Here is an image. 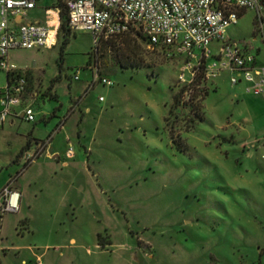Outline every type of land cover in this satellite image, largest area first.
<instances>
[{"label": "rangeland", "instance_id": "1", "mask_svg": "<svg viewBox=\"0 0 264 264\" xmlns=\"http://www.w3.org/2000/svg\"><path fill=\"white\" fill-rule=\"evenodd\" d=\"M261 3L224 41L264 63ZM69 30L8 53L27 69L35 120L0 127V264H264V94L227 72L188 88L184 59L140 31L96 42ZM13 187L20 210H3Z\"/></svg>", "mask_w": 264, "mask_h": 264}, {"label": "built area", "instance_id": "2", "mask_svg": "<svg viewBox=\"0 0 264 264\" xmlns=\"http://www.w3.org/2000/svg\"><path fill=\"white\" fill-rule=\"evenodd\" d=\"M43 1L0 0V69L6 73V83L0 87V127L11 116H20L29 122L35 120V97L28 94L27 69L9 62L8 53L19 48L50 49L56 44L60 10L51 0ZM64 1L72 31H87L96 42L140 31L148 49L166 50L182 57L179 79L188 88L200 71L207 79L227 72L232 85L244 84L247 92L264 94V63L249 51L248 44L224 41L227 28L237 22L240 12L248 8L259 11L260 0ZM37 7H43V17L27 18ZM257 29L263 37V21ZM213 42L222 43L218 44V51L211 50ZM100 80L105 85L113 84L107 77ZM22 104L18 111L17 107ZM72 151L71 147L67 155ZM14 195L9 192L3 210H10L9 206L17 209Z\"/></svg>", "mask_w": 264, "mask_h": 264}, {"label": "trees", "instance_id": "3", "mask_svg": "<svg viewBox=\"0 0 264 264\" xmlns=\"http://www.w3.org/2000/svg\"><path fill=\"white\" fill-rule=\"evenodd\" d=\"M261 2H264V0H260ZM51 3L54 5V6H56V7H58L59 8V10H60V27H59V33H58V36H59V34H60V32H64L65 31V34L66 35H68L69 34V32H70V30H69V27H68V14H67V9H66V6H65V1L64 0H51ZM242 12V11H241ZM240 12V15L242 14ZM134 33H136V32H128V33H126V34H124L125 35V37H127V41H130V40H132L133 39V37H131V35L132 34H134ZM124 35H121V36H124ZM128 35H130V36H128ZM67 38V37H66ZM146 39V38H145ZM65 42H67V39H66V41ZM202 76V72L200 71V73L198 74V76L196 77V79L193 81V83H192V85L198 80V78L199 77H201ZM182 90H184V89H181V91ZM64 124V122L63 123H59L58 125H57V128H59V126H62ZM24 150V149H23ZM23 150H21L19 153H18V157H20L21 156V154H22V152H23ZM24 168H27L28 166H29V161H25L24 162ZM22 171H20V173H21ZM9 184V183H8Z\"/></svg>", "mask_w": 264, "mask_h": 264}, {"label": "crops", "instance_id": "4", "mask_svg": "<svg viewBox=\"0 0 264 264\" xmlns=\"http://www.w3.org/2000/svg\"><path fill=\"white\" fill-rule=\"evenodd\" d=\"M9 123H12V120L10 119L9 120ZM53 139V138H52ZM64 164H65V162H64ZM15 189V190H14ZM17 189L18 188H12L11 189V192H13V193H15V195H14V197H13V201L15 200L16 201V206H17V210L19 211L20 210V201H21V198H22V195L20 194V193H18L17 192ZM12 198V197H11ZM8 199H9V196L7 197V202H8ZM9 208H10V210H13L14 211V209L11 207V206H9ZM7 211V210H6ZM9 211V210H8Z\"/></svg>", "mask_w": 264, "mask_h": 264}]
</instances>
